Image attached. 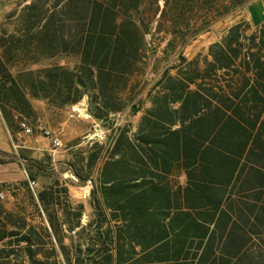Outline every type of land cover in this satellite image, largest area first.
Here are the masks:
<instances>
[{"label": "trees", "instance_id": "obj_1", "mask_svg": "<svg viewBox=\"0 0 264 264\" xmlns=\"http://www.w3.org/2000/svg\"><path fill=\"white\" fill-rule=\"evenodd\" d=\"M245 9L246 0H30L22 8L14 31L0 33L9 130L38 119L36 101L63 110L87 100L114 139L71 154L75 177L93 185L87 225L84 205L60 181L28 193L31 214L8 208L0 185V264H264V24L249 34L250 24L238 23L207 56L183 55ZM256 10L264 20L263 6ZM159 15L155 35L169 36L164 52L178 58L147 106L138 80ZM57 58L74 67L37 66ZM127 111L142 114L135 130L115 124Z\"/></svg>", "mask_w": 264, "mask_h": 264}, {"label": "rangeland", "instance_id": "obj_2", "mask_svg": "<svg viewBox=\"0 0 264 264\" xmlns=\"http://www.w3.org/2000/svg\"><path fill=\"white\" fill-rule=\"evenodd\" d=\"M30 0H0V33L3 29L13 32L22 8ZM264 3V0H246V9L233 17H229L212 26L210 31L198 37L190 46L183 50V55L188 60L198 56L205 57L209 53L211 45L219 42L228 30L238 23L245 25L250 22V7L257 3ZM163 3L160 4L161 9ZM156 6L149 4L146 16L154 14ZM160 15L154 19L153 31L147 36L150 45L149 57L147 60V71L145 76L138 80L139 96L148 105V94L160 79L163 72L176 65L178 55L164 52L169 36L155 35L157 21ZM251 28L249 34L255 32ZM178 54V52H177ZM75 60L57 58L43 61L38 67L53 65H64L73 68ZM174 74V72H173ZM86 101V104L84 103ZM78 105L63 110H49L43 102L36 101L35 107L39 111V117L35 122L28 125L34 130V137L30 138L22 131L13 134L0 110V174H12L13 180L4 183L5 193L10 197L22 199L21 204L27 208L28 214L34 213L32 204L29 202L28 193L37 195L38 191L54 181H60L70 191L71 198L85 207L82 224L87 225L91 220L93 208L91 206V182L82 183L75 177L69 166L72 153L85 151L89 144L98 142L109 144L113 141L114 135L107 125L98 123L88 114V103L84 100ZM142 114L132 116L129 111L115 118L117 126L131 123L133 129L137 127ZM27 124V123H26ZM45 131H51L53 137H57L62 146L55 148L51 139L44 137ZM39 140L35 142V140ZM75 144H80L73 148ZM39 168V169H38ZM36 182L34 191L30 183ZM39 220H35L38 224Z\"/></svg>", "mask_w": 264, "mask_h": 264}, {"label": "crops", "instance_id": "obj_3", "mask_svg": "<svg viewBox=\"0 0 264 264\" xmlns=\"http://www.w3.org/2000/svg\"><path fill=\"white\" fill-rule=\"evenodd\" d=\"M258 4H261L264 8V3H257L255 4L251 9H250V26L256 30L261 29L263 24H264V20L262 19V14L260 15L258 10H256V7L258 6ZM84 103L86 104V101H84ZM13 176L14 175H10V174H0V185H4V183L6 182H10L11 180H13ZM4 195V201L7 205L8 208L13 209L15 208L17 205H21L22 199H19L17 197H10L8 196L5 192L3 193Z\"/></svg>", "mask_w": 264, "mask_h": 264}, {"label": "built area", "instance_id": "obj_4", "mask_svg": "<svg viewBox=\"0 0 264 264\" xmlns=\"http://www.w3.org/2000/svg\"><path fill=\"white\" fill-rule=\"evenodd\" d=\"M21 128H22V132L25 136L27 137H34V130L32 127H30L28 124L26 123H22L21 124ZM44 137L46 139H51L52 144L55 148H60L62 146L61 141L57 138V137H53V134L51 133V131H45L44 132ZM39 140H35V142H38ZM37 186L36 182H31L30 183V188L34 191L35 187ZM1 198L4 199V195L1 194Z\"/></svg>", "mask_w": 264, "mask_h": 264}]
</instances>
